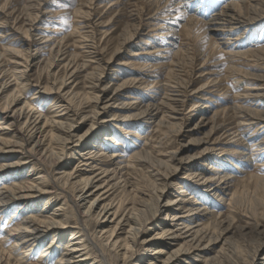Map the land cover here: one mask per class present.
<instances>
[{
	"label": "rangeland",
	"instance_id": "rangeland-1",
	"mask_svg": "<svg viewBox=\"0 0 264 264\" xmlns=\"http://www.w3.org/2000/svg\"><path fill=\"white\" fill-rule=\"evenodd\" d=\"M253 8L262 11L253 16ZM159 11L156 26L139 24V16L147 20L146 15ZM231 17L240 21H231ZM155 29L165 33V39L156 36ZM43 34L50 39L47 44L40 43ZM15 50L21 51L19 57L28 62L29 81H11L5 91L0 86L1 103L16 97L17 107L28 103L27 108L41 120L44 117L50 121L56 115L59 121L68 114L72 124L81 125V115L73 120L72 113L95 105L98 92L91 85L97 83L99 74L98 84L106 87L109 97L97 105L99 113L90 132L81 136L84 144L80 148L70 143L45 158L42 148L35 152L33 139L20 132L23 121L10 130L1 129L3 140L17 143L11 152L0 153V164H11L8 171L0 173V190L28 184L46 173H57V177L62 171L69 174L82 169L83 159L77 153L93 146L99 155L97 163L110 168H117L115 162L129 166L126 176L117 168L116 180L125 182V188L110 189L102 195L104 202L123 211L137 206L140 200L151 201L155 194L161 195L160 203L177 199V204L187 206L176 210L183 213L180 216L190 214L187 209L194 206L201 217L212 212L226 217L224 225L215 226V234L226 226L231 229L210 253L216 255V264H250L252 256H264V124L246 115L248 109L264 111V0H0V65L11 69ZM94 52L96 57L92 59ZM67 60L71 61L68 71ZM108 60L110 67L104 69ZM63 80L67 82L61 93L66 96L68 91V97L72 96L66 100L74 110L57 95ZM45 85L55 89L50 94L39 91ZM166 94L171 100H165ZM43 96L49 98L46 104ZM51 99L60 106L50 104ZM160 99L168 105H162ZM156 104L160 111L151 113ZM141 105L154 107L140 113ZM172 108L180 116H188L183 124H174L169 113ZM61 121L65 124L66 120ZM88 122L79 127V135ZM112 153L115 158L110 159ZM181 157L183 162L173 172ZM18 160L25 163H13ZM169 173L174 174L165 184L163 177ZM217 176H225L230 182L224 197L213 189L217 180L212 179ZM44 178L39 184L44 187L42 192L27 200L0 196V264H22L18 258L24 247H31L25 264H57L71 236L68 230H77L75 227L81 224L94 242L88 241L85 246L89 260L84 264L99 261L98 220L84 214L85 207H74L77 192L73 185L63 184L65 177L54 182L48 175ZM61 203L62 220L67 226L45 230L34 241L29 229L37 221L47 220L48 213ZM172 211L162 208L152 221L171 222ZM185 220L187 223L190 218ZM184 222L180 221L182 231ZM149 226L142 228L143 235L159 230ZM125 229L122 225L117 235L122 237ZM159 243L157 240L148 250L139 242L134 244L133 255L125 263L147 264L145 253H153ZM169 249L167 246L164 251ZM103 250L110 264H123L116 251Z\"/></svg>",
	"mask_w": 264,
	"mask_h": 264
},
{
	"label": "bare ground",
	"instance_id": "bare-ground-1",
	"mask_svg": "<svg viewBox=\"0 0 264 264\" xmlns=\"http://www.w3.org/2000/svg\"><path fill=\"white\" fill-rule=\"evenodd\" d=\"M251 1L257 2L258 0H251ZM225 8L227 10L230 9L228 7H225ZM251 11H252V13H255V14H253V16L254 15L257 16V14L259 15V13L262 10L261 9L257 10L256 8L255 9L253 8ZM160 14H161V11L157 12L155 15H148V16L146 15L147 20H145V18L143 16H139L137 19H138L140 25H142V24L148 25L150 23L151 25L156 26L157 25L156 17H159L158 15H160ZM234 20L237 22L240 21L238 19L231 17V21H234ZM239 26H240V24H239ZM157 28L161 29V26H157ZM159 29L154 30V31H156L155 35L161 37L162 39H165L166 34L162 33L161 30H159ZM39 39H40V37H39ZM41 39H42V41L40 43H44V44L45 43L47 44L50 40L49 37L47 36V34L42 36ZM47 47L49 48V46H47ZM39 48L42 49L44 47H39ZM36 49H37V51H36V53H37L38 48H36ZM165 50H167V49H165ZM33 52H35V51L33 50ZM64 53L65 52H63L62 54H64ZM14 54L16 56L15 57L12 56V57H14V60L11 61V63H12L11 69H9V68L6 69V67H4L5 65L4 66L0 65V76L2 75V77L0 79V86L2 88H4L3 91H5L11 87V85H10L11 81L14 83L19 81V80H20V82L29 81L28 73H27L28 72L27 71L28 66H29L28 62L25 60H21L22 58L19 57V56H21L20 55L21 51L15 50ZM66 54H68V53L66 52ZM94 54H95V52H94ZM30 55L31 54H29V57H31ZM95 57H96V54H95V56H92V59H95ZM18 58H20V59H18ZM67 59H68V57H67ZM127 59H129V58H127ZM27 60H29V59H27ZM59 60H64V59H59ZM70 64H71V61H68V60L65 61L66 70L68 67H70ZM110 64L111 63L109 60L104 62L103 68L104 69L109 68ZM75 65H77V64H75ZM77 69H78V67L75 68V70H77ZM73 71L70 74H73ZM10 72L12 73L11 75L8 74ZM100 77L101 76L99 74V76H97L95 78L97 83L91 85L92 87L97 88V92H98V95L95 97V103H94L95 105L90 107L88 110L86 109V111L83 110L82 113L71 108L72 106L68 103V100H66V97H68V93H67L68 91H65V93H64L66 96H63L61 93V92H64V89H62V86L64 84L66 86L67 80H63L62 85L57 90V95L60 98L64 99L62 102H65L66 105L68 104L70 106V108L74 110L72 113L73 117H71L73 120H75L74 117L77 115L78 116L81 115V119H80V123H79L81 125H86L87 122L85 123V121L89 120V122L87 124V128L83 134L79 135L77 133L78 129L81 125L72 124L68 119V114L66 115V117L64 116V118L63 117H59V118L57 117L58 119H60L59 121H56V119L54 117L56 115L51 116L52 118L50 121H48L47 119H44V117L41 120V119H39V117H35L36 114L32 113V112H34V110L32 111L31 108L30 109L27 108V107H29V106H26V105H28V103L24 102V105L22 104L21 106L17 107L19 101H18V99H16V97H13V99L10 102L8 100L7 101L5 100L2 103L0 102V104H1L0 105V130L2 129V131H3V129H7V128L10 130V128L12 126H17L18 124L21 123V121H23L22 127L20 126L21 127L20 132L23 131L24 134H26L25 135L26 137L28 136V138H31L30 140L33 139L32 142H34V145H32V146H33V148H34L33 150L35 152L41 150L40 148H42L43 154L46 153L45 158L48 157L49 155H53L54 154L53 150L56 151V149H59V150L63 151L67 147V145L70 143H72L73 145L80 148L82 140H83V137H81V136H84L85 134L90 132V130L92 129V124L94 122V118H97V115L99 113L98 109H97V105L100 103L102 98L109 97V95L107 96L108 93H107L106 87H100V84H98L101 81ZM2 79H4V80L2 81ZM8 79H9V82H8ZM53 85H54V80H53ZM14 89H16L15 86H14ZM53 89H55V86H46L45 85V86H43V88H40L39 91L41 90L45 93L50 94ZM16 91H18V90H16ZM71 95H73V94H71ZM256 95L259 97L262 96L261 94H256ZM34 97L35 96L33 95L30 98L33 99ZM0 98H2L1 93H0ZM70 98H72V96ZM70 98H69V100H70ZM164 98L167 101H168V99L171 100V98L168 97L167 94L165 95ZM43 99H45V101H44L45 103L43 102L44 104H46L49 100L48 96H46V97L43 96ZM172 101L174 102V100H172ZM50 104H55V101H53V99H51ZM161 104L162 105L166 104V106L168 105V103L166 101H164L163 99L161 100ZM56 105H57V103L54 106H56ZM66 105H63L64 109L67 108ZM152 105H150V106L146 105V107H142V105H141L139 107V110L141 107L143 108V110L141 108L140 113L149 112L150 107H151V109H153L152 107H154ZM57 106H60V105H57ZM169 106H170V104H169ZM51 107H53V106L51 105ZM63 108L61 110H64ZM158 109H159V107L157 105V106H155V108L152 110L151 113H153V111H154L156 114H158L157 112L160 111ZM170 111L171 112H169V113L171 115H173L171 118H173L175 120V123H174L175 125H176V122H177V124H179L178 122H181L180 124H183V122L186 121V119L188 118L187 115H184V116L181 115L180 116V113H177V111L174 110V108L170 109ZM246 111H247L246 115L249 116V119H258V120H261L260 121V122H262L261 125L264 124V111H255V110H251V109H248ZM64 112H66V111H64ZM39 114H41V112ZM61 119H65L67 122L69 121V123H67L65 121V124H63L64 120L61 121ZM158 123L162 124L163 121L160 120ZM16 130L17 129H15V132H16ZM227 130H229V129H227ZM227 130H225V131H227ZM23 136L24 135L22 133H20L19 138L21 139V144L24 145ZM3 139H2V137H0V153L1 152H6V153L11 152L14 149L15 144L17 143V140H3ZM82 144H84V143H82ZM118 144L119 143H115V145H118ZM92 147H85V148L82 147L83 149H80V152L77 153V154H80L81 159H83V160H81V165L84 166V167H82V169H78L75 172H70L69 174H65L64 171L60 172V169H61L60 168L59 169L60 174L57 177L55 176V174H57V173H55V174H51V173L50 174L49 173L44 174V175H48L53 182L56 180H60V179L65 177L63 184L64 185H67V184L73 185L71 187H73V189L77 192V194L74 195V196H76L75 202H74L75 203L74 207L75 206L77 208L78 207L80 208L81 206L85 207L83 213L89 214V216L94 215L96 217V220H98L99 224H98V230L96 232L98 234L97 240L101 241V244H100L101 246L98 245V246H100L99 247L100 248L99 249L100 259H99V261H96L95 259H93L92 262H88L87 264H110L108 259L103 257L104 247L108 248L110 250L116 251V254L122 259V263L126 264L125 263L126 258L133 255L132 253L135 250L134 244L139 242V243L145 245L146 246L145 249L148 250L149 248H151L153 246V244H155V242L157 240H159L160 243H159V245L154 247L155 251L153 253L148 254V253H145L146 251L144 252L146 255V257H144V258L146 259L145 262L147 264H158L156 262H159V264H216L215 263V260L217 258L216 255L213 256V255H210V253L213 250L214 244H216L220 240H223L225 238V236L227 235L226 233L231 232V229L228 228V226H226L225 228H223V230H221L220 232H217V234H215V228H216L215 226H216V224L217 225H224L223 222H226V219H225L226 217L224 218L220 214L218 215V214L213 213V212L212 213H206L204 215V217H201L198 213L199 208L194 207L193 204H192V206H193L192 208L187 209V213H190V214L185 215V216H180L179 214H183V213H180V211H176V210L177 209H186L187 206L181 205L180 203L177 204L176 203L177 199L176 200L168 199L165 203H160L159 202L161 199L160 194H155V198L154 199L151 198L152 199L151 201H141L140 200L137 203V206H133L132 208L127 209V210L119 211V209H118L119 207L114 208L115 206H113V203L104 202L102 195L107 193L110 189L115 188V187L116 188L119 187L122 189L125 188V182L120 181V180L119 181L116 180L117 173H118L117 168L119 169V172L123 173L126 176V174H128V172H129L127 170V168H129V166L126 164L122 166L121 163L115 162L117 168H115V167L110 168L108 165L103 166V165L97 163L98 161L96 162V160H97L96 157L99 155L97 153H94L95 151L92 150L93 149ZM27 149H29V148L27 147ZM36 149H38V150H36ZM20 152H22V151L20 150ZM176 152H179V151H176ZM173 154L175 155V153H173ZM0 156H1V154H0ZM108 157L110 159L115 158V155L112 153ZM133 157H134V155H133ZM182 157L179 160H177V162H176L177 165L174 166V168L172 170L173 172L176 171L180 167V163L183 162ZM35 158H37V157H35ZM126 160H128V159H126ZM13 163L23 165L25 163V161L18 160V161L13 162ZM53 163H56V161H53ZM165 164H167V163H165ZM166 166H168V165H166ZM10 167H11L10 163L9 164H7V163L0 164V173L1 174L5 173L6 171L9 170ZM32 170H34V169H32ZM172 174H174V173H169V175L166 174L163 177L165 179L164 181H166L165 184H167L168 183L167 181L169 179H171L170 175H172ZM44 175H42L41 177L37 176L36 178H33L28 184H23V185H18V186H17V184H13L11 187L10 186H5L4 188L2 187L3 189L0 190L1 198L5 199V200H7V199L27 200V198H31V197L36 196L38 193H41L43 188H44L42 186H39L40 183L42 184L45 181ZM77 177H78V179L73 181V179H75ZM215 179L217 180V182H215L217 184L214 186L213 189H216V191L218 190L220 192L219 197H224V196L228 195V191L230 188V185H229L230 182L227 181L228 179H226L225 176H217V177L213 178L212 180H215ZM103 188H106V189H104L101 192V189H103ZM148 196H150V195H148ZM5 200H4V202H6ZM180 200H182V199L180 198ZM183 202H185V201H183ZM3 204H5V203H3ZM62 204L63 203H61L58 208H54L48 213V215L46 216L47 220L37 221V223L35 225H34L35 222H33L34 226H32L29 229L30 230L29 234L32 235V239L34 241H36L39 238V236H41L42 233H45V230L47 232L48 230H51L52 228H56L58 226H59V228H61L63 230L65 228L64 225L66 224V226H67V223L64 220H62L63 219L62 217H64V216L60 212V210H62ZM0 205H1V203H0ZM175 206H178V207H175ZM162 208H167V210H169V211L173 210L171 213L172 214L175 213L173 215V217L170 219L171 222H164V221L158 222L155 220L152 221L153 219H156L155 217H156L157 212L159 210H161ZM166 216H168V214H166ZM188 217L190 218V220H188L189 222L185 223L184 220L186 218L188 219ZM77 221H78V219H77ZM180 221L184 222V224H185L183 226L185 228L184 231H182V228H181L182 223H180ZM20 223H22V222H20ZM78 223L80 225L79 221H78ZM122 225H124L126 229L123 232L122 237H120L117 235V232H118L117 230H119ZM148 225H151V226H149L150 229H153V230L159 229V230H157V232H155L154 234H151L149 236L143 235L142 228H144ZM22 226H23V223H22ZM26 228H28V227L26 226ZM75 229H77V230H74V231L68 230L71 233V236L65 244V247H64L65 250L59 256L57 264H84L87 262V260H89V255L85 251L86 250L85 246H86L88 241L90 243L94 244L93 239L91 238V236H89L87 234V230H86L85 226H83L82 224H81V226L75 227ZM25 234H27V233H25ZM57 234L60 235L59 232ZM179 239H182L183 241L180 244H177V241ZM33 240H32V243H33ZM21 241H23V240L21 239ZM21 241L19 240V242H21ZM225 241L226 240H224V242ZM97 243H98V241H97ZM95 245H96V243H95ZM262 245H264V241H262L261 246ZM167 246H170L171 249L164 251V248ZM174 246H176V247H174ZM172 247H174V248H172ZM30 250H31V247H24L23 251H21L20 258H18V259H20L22 264H25V261L27 259L26 256L29 254ZM27 262H29V261H27ZM249 263L250 264H264V256L260 259L256 255H254L251 257V260L249 261ZM243 264H245V263H243Z\"/></svg>",
	"mask_w": 264,
	"mask_h": 264
},
{
	"label": "snow or ice",
	"instance_id": "snow-or-ice-1",
	"mask_svg": "<svg viewBox=\"0 0 264 264\" xmlns=\"http://www.w3.org/2000/svg\"><path fill=\"white\" fill-rule=\"evenodd\" d=\"M57 2V0H53V3H56ZM66 6V5H65Z\"/></svg>",
	"mask_w": 264,
	"mask_h": 264
}]
</instances>
